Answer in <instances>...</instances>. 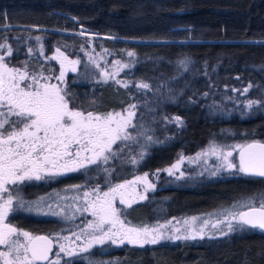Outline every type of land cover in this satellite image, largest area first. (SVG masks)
Returning a JSON list of instances; mask_svg holds the SVG:
<instances>
[{"label":"trees","instance_id":"obj_1","mask_svg":"<svg viewBox=\"0 0 264 264\" xmlns=\"http://www.w3.org/2000/svg\"><path fill=\"white\" fill-rule=\"evenodd\" d=\"M0 44L11 49L0 48L8 67L50 77L73 109L106 114L136 104L133 123L147 128L154 142L144 146L138 136L137 143L119 144L122 151L107 163L9 187L10 224L33 236H51L67 223L40 208L72 185L103 191L211 145L233 150L238 163L235 145L264 143V0H0ZM57 49L79 61L77 74H65L63 83L55 79L61 72ZM116 61L129 67L105 82L99 69ZM141 82L150 89L138 88ZM248 101L257 103L249 108ZM176 116L182 124L165 119ZM167 180L145 201L117 207L121 218L129 226H150L264 193V180L240 172L175 185ZM72 264H264V233L245 228L211 240L101 247Z\"/></svg>","mask_w":264,"mask_h":264},{"label":"snow or ice","instance_id":"obj_2","mask_svg":"<svg viewBox=\"0 0 264 264\" xmlns=\"http://www.w3.org/2000/svg\"><path fill=\"white\" fill-rule=\"evenodd\" d=\"M36 39L40 38L36 37ZM0 48H7L8 54H11V49L7 45L0 44ZM57 52L63 56L59 49ZM127 55L132 57L134 53L128 52ZM64 60L68 58L64 56ZM68 63L76 65L79 61L68 60ZM180 64L186 68L187 61H180ZM127 67L129 65L116 61L114 64L116 72L112 75ZM61 68L59 77L55 79L63 83L65 75L63 63ZM71 70L76 71V68L72 67ZM41 79L45 82L41 83ZM49 79L51 78L44 77L42 74H29L26 68L24 71L9 68L4 63L3 57H0V245L6 248L5 251H0V260L3 264H44V262L60 264L59 259L49 260L54 244L53 237L33 236L29 232L18 231L17 228L5 222L13 210V195L9 185H19L32 180L39 181L45 177L86 169L90 165L99 166L100 162L107 163L110 158L118 155V151H122L118 142L136 139L128 131L130 128L139 127L141 130L138 135L144 136L147 140L152 139L146 135L142 125L133 123L138 107L136 104H129L123 112L106 114L73 109L67 99L66 90L58 84L48 83ZM25 80H30L31 83L21 86V82ZM116 83L122 82L117 80ZM124 87H128V84L124 83ZM137 87L150 89V85L143 82ZM244 91L247 92L248 89L245 88ZM256 103L257 101H248V107L251 108ZM165 119L178 125L183 123L179 116L165 117ZM114 146L117 150H114ZM234 148L239 150L238 163L229 160V157L233 155L231 150L226 151L217 145L210 146L211 154L221 159L218 169L220 167L225 170L235 169L246 175L264 178V143L254 141L235 145ZM132 162L135 163V159ZM173 169H178V164L166 171L172 174ZM105 171L108 170L105 169ZM180 175L183 176V173L181 172ZM212 175H216V172ZM136 181H143L147 185L145 192L154 188V185L147 181V174L144 177H137ZM136 181L126 183L135 184ZM125 186V184H118L103 192L102 195L98 187L93 188L91 193L88 191L83 193L84 198H88L93 193L96 194L94 200L86 199V206L80 209L83 212L91 211L96 219L87 224V229H91V232L82 229L81 234L87 239L79 252H88L93 245H103L109 241L114 245L127 243L143 247L156 245L162 240H188L197 237L203 239L208 235L203 226L192 231L186 229L183 235H166L162 231L166 225H159L152 229L129 226L130 222L126 223L121 218L120 210L115 206L116 197L119 195V203L131 207L125 194L120 191ZM145 198L143 195L139 197L141 200ZM17 201L19 207H24V201L19 197L18 192ZM232 207L237 210L225 209L220 213L223 219H217L212 224L213 230H218L220 235H227L245 228L258 229L264 233V193H261L258 198H249L248 201ZM241 208H247V211L238 210ZM53 214L60 215V213ZM195 220L197 218L193 217L192 221ZM225 221H227V232L219 227ZM233 221L236 223L233 224ZM188 223V220L184 221L185 225ZM209 223V220L203 221L205 226ZM174 231L179 233L180 229L176 228ZM20 237L24 238L23 242ZM79 238L80 235H77V239ZM59 253L73 257L77 255V250L60 244ZM66 264H72V261L68 260Z\"/></svg>","mask_w":264,"mask_h":264},{"label":"rangeland","instance_id":"obj_3","mask_svg":"<svg viewBox=\"0 0 264 264\" xmlns=\"http://www.w3.org/2000/svg\"><path fill=\"white\" fill-rule=\"evenodd\" d=\"M83 36H88L89 38H94L96 36L94 35H90V34H83ZM57 61L60 65V69L61 68V64L63 63V70L65 72V74L68 73H74L77 74V68H78V64L76 65H71L68 63V60H64V57L59 56L57 58ZM72 67L76 68V71H72ZM10 68V67H9ZM100 78L103 80H112L114 79L117 74L112 75L113 73L116 72V69L114 68V66L109 67L108 69H106L105 67H101L100 69ZM41 83H44V81L41 79L40 81ZM27 83H31L30 80H25L23 82H21V86H23L24 84ZM131 129L130 128L128 131L131 133ZM134 129V128H133ZM137 129V128H136ZM146 133H149L147 128H146ZM134 136V134H132ZM147 136H151V134H146ZM138 136L140 137V139L142 138V144L144 146H147L150 142L154 144V142L152 140H147L144 136H140L137 135L134 140L135 143H137L136 140H138ZM144 138V139H143ZM132 142V141H131ZM119 144H122L124 142H118ZM140 143V145H141ZM115 147V146H114ZM210 147L204 149L203 151L199 152L198 154H200L198 156V154H196L195 156H191L188 158L185 157H178L176 159V161H174L173 163H171L169 166H166L158 171H156L155 173H153L152 175H147V181L149 183H151L152 185H154V188H150L148 189L147 192L144 191L145 187H147V185L143 182V181H136L137 177H144L145 175H139V176H135L133 178H131L128 181H136L135 184H127L126 182L128 181H124L121 183H116L111 187H115L118 184H125V188L121 189L120 191L123 192L125 194V198L131 203V206L136 204V203H140L146 200L143 199H139V197L141 195L147 197L148 194H151L155 191V186L159 183V181L164 178V179H168L167 181L171 182L172 184H177V183H181V182H185V181H191L194 180V178L198 180L200 179H212V178H216V177H220V176H229V175H233L238 173L237 170L233 169V170H225L223 167H220L218 169V165L221 164V159L216 156V155H212L211 152L209 151ZM226 150V149H225ZM227 151V150H226ZM233 152V155L231 157H229V160H231L233 163H236V154L233 150H231ZM207 152V155H205V153ZM238 159V158H237ZM178 164V169H173V173L169 174L168 171H166L167 169L171 168L173 165H177ZM94 165H90L88 166V168L92 167ZM76 172V171H75ZM181 172L183 173V176H181ZM213 172H216V175H212ZM74 172H68L65 173L63 175H58V176H51L50 178H60L62 176H65L66 174H71ZM48 177H45V179ZM32 181H37V180H32ZM28 182V181H26ZM93 188H97V187H92L89 189H84L81 190L79 189V187H74L73 185L71 187H68L67 189H64L60 192H56L52 195L51 198L48 199L47 203H45L43 205V207H41V210H44L45 212V216L47 215H54L53 213H60V215H54L57 218L60 219H64L67 221L66 224H64L62 226L61 230H57L55 231L51 237L54 238V243H55V249H54V253L52 256L51 260H56L59 259L60 260V264H66V261L71 260L72 263H74L77 260H82V259H86L88 257V254H90L94 249L96 248H101V247H107V248H118L124 245H129V246H136V245H130L125 243L124 245H114L112 244L110 241L106 242L103 245H93L92 248L89 249L88 252H79V249L82 248L84 246V244L86 243V239L87 237L83 234H81L82 229L87 230L88 232H91V229H87V224L89 221H95V217L92 216L91 211L89 212H83L80 209H82V207L86 206V199L87 200H94L96 198V194L93 193L92 195H90L88 198H84L83 193L85 191L88 192H92ZM109 188H105L103 191L100 190V194L102 195L103 192L108 191ZM6 199V196L4 197ZM14 205V202H13ZM233 205H237V204H229L226 206H220V207H216L213 209H210L207 212L204 213H200L197 215H191V216H186V217H181V218H169L165 221L162 222H155L153 225H143V226H139V227H148L149 229H152L154 227H158L159 225H166L165 229H162V231L165 232L166 235H183L185 233V230L187 229L188 231H192L195 229H199L201 226L204 227L205 231L208 233V235H206L203 239H200L199 237H197L196 239H188V240H162L160 243H165V242H169V243H176L179 241H203V240H211V239H218V238H222L225 236H228L230 234H232L233 232L228 233L227 235H220L218 230H213L212 229V224L216 222L217 219H223V217L221 215H219L220 213H222L225 209H232V210H237V209H233ZM115 206L116 207H128L127 205H122L119 203V195H117L116 197V201H115ZM14 210V207H13ZM12 210V211H13ZM238 210H242V209H238ZM11 211V212H12ZM244 211V210H242ZM11 212L9 213L8 217L11 215ZM5 221L6 223H9V220ZM49 217V216H47ZM196 217L197 220L192 221V218ZM78 221L80 220L75 226H74V221ZM188 220L189 223L187 225L184 224V221ZM204 220H209L210 223L208 225H203V221ZM171 222V223H169ZM236 222L233 221V224H235ZM10 224V223H9ZM12 225V224H11ZM13 226V225H12ZM14 227V226H13ZM74 227L73 231H70L72 228ZM135 227V226H132ZM220 228H223L225 232H227V221H225L223 224H221L219 226ZM179 228L180 232L179 233H175V229ZM18 231H22L19 230ZM80 235V238L77 239V235ZM57 237H59V239H56ZM65 237L67 239H65ZM21 241L23 242L24 238L20 237ZM63 244L66 247H69L71 249H76L77 250V255L73 256V257H68L66 256L64 253H59V245ZM146 246V245H144ZM140 247V246H138ZM6 248L3 245H0V251H5ZM57 253H59V256H57ZM0 264H3V261L0 260Z\"/></svg>","mask_w":264,"mask_h":264},{"label":"water","instance_id":"obj_4","mask_svg":"<svg viewBox=\"0 0 264 264\" xmlns=\"http://www.w3.org/2000/svg\"><path fill=\"white\" fill-rule=\"evenodd\" d=\"M238 160H239V155H238ZM246 177H249V178H253V179H260V180H264V178H261V177H257V176H251V175H246L244 174ZM247 211V210H246ZM258 230V229H257ZM260 231V230H259ZM37 236H47V235H37ZM54 249H55V243L53 244V249H52V253H50V256H49V260L52 259V256H53V253H54ZM44 264H48V262H44Z\"/></svg>","mask_w":264,"mask_h":264},{"label":"flooded vegetation","instance_id":"obj_5","mask_svg":"<svg viewBox=\"0 0 264 264\" xmlns=\"http://www.w3.org/2000/svg\"><path fill=\"white\" fill-rule=\"evenodd\" d=\"M72 174V173H71ZM66 175H68V174H66ZM46 179H49V180H51V179H57V178H50V177H48V178H46ZM43 180H45V179H43ZM39 181H41V180H39ZM30 182H38V181H28V182H24V183H22V184H19V185H24V184H26V183H30ZM19 185H9L8 187H12V186H19ZM10 217H11V215L8 217V220L10 219ZM9 223H10V221H9ZM15 227V226H14ZM16 228V227H15ZM18 229V228H17ZM20 230V229H19ZM23 231V230H22Z\"/></svg>","mask_w":264,"mask_h":264}]
</instances>
